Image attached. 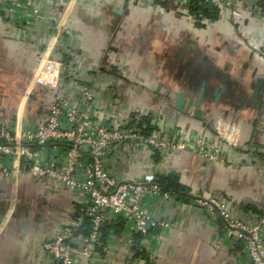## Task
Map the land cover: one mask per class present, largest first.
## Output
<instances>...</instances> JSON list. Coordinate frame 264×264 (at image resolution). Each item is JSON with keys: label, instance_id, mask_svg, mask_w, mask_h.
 <instances>
[{"label": "crops", "instance_id": "1", "mask_svg": "<svg viewBox=\"0 0 264 264\" xmlns=\"http://www.w3.org/2000/svg\"><path fill=\"white\" fill-rule=\"evenodd\" d=\"M39 8L45 19L25 38L0 12V124L18 114L34 123L46 120L58 94L31 89V81L59 22L68 51L60 44L52 56L68 61L77 78L93 84L99 118H141L147 135L168 130L189 148L195 137L217 142L219 129L242 121L241 148L221 145L223 164L190 151L164 157L142 150L109 159L110 173L119 181L138 182L148 173L176 175L189 192L184 199H145L151 214L171 225L153 230L146 250L145 239L138 249V235L123 220L106 226L108 250L100 251L104 264H249L241 245L225 241L221 220L194 198L221 197L250 223L264 211V85L262 107H253L264 61L247 44L250 36H264V24L251 19L224 24L215 17L209 26L192 25L174 0H40ZM220 86L224 90L217 101L214 91ZM61 88L64 96L78 90L65 83ZM181 93L185 108L179 112ZM76 200L77 194L62 184L35 179L25 170L18 177H0V264H50L42 245L71 222Z\"/></svg>", "mask_w": 264, "mask_h": 264}, {"label": "built area", "instance_id": "2", "mask_svg": "<svg viewBox=\"0 0 264 264\" xmlns=\"http://www.w3.org/2000/svg\"><path fill=\"white\" fill-rule=\"evenodd\" d=\"M195 1L174 0L192 25L209 26L210 18L195 15ZM201 1L217 11L219 23L251 19L264 24V0ZM39 2L0 0V12L25 38L36 32L45 19ZM57 25L33 74L31 89L44 87L58 95L50 103L43 123L26 121L18 114L14 121L0 124V177H18L25 170L35 179L46 178L75 192L71 222L43 243V251L50 264H104L100 251H107L108 245L103 230L111 223L123 220L130 225L134 234L145 239L141 244L145 250L146 239L153 230L171 228L169 222L151 214L145 202L150 197L171 198L157 183L158 176L148 173L138 182L119 181L109 170L112 156L153 150L166 157L174 151H190L212 163L223 164L226 157L221 145L239 150L241 134L238 126H226L218 130L217 142L195 137L189 148L187 143H177L174 132L168 130L147 135L149 127L141 118L120 122L99 118L98 92L93 84L77 78L68 61L52 56L60 44L64 47L62 24ZM247 42L264 61V36H250ZM62 83L77 88V92L60 95ZM194 200L206 213L223 221L225 241L241 245L249 264H264V211L250 223L236 216L221 197L197 195ZM86 219L90 220L87 234Z\"/></svg>", "mask_w": 264, "mask_h": 264}, {"label": "trees", "instance_id": "3", "mask_svg": "<svg viewBox=\"0 0 264 264\" xmlns=\"http://www.w3.org/2000/svg\"><path fill=\"white\" fill-rule=\"evenodd\" d=\"M194 13L197 16L202 15L203 17H208L212 19L217 17V11L213 9L212 7H210L209 5L204 4L201 0L195 1ZM157 183L162 187L163 191L168 192L171 195H176L181 199H184L187 196V192H189V190L186 187H184L183 185L179 183V179L176 175H170L169 177H166V178H158ZM109 230H110L109 227L104 228L103 230L104 240H107V234ZM89 231H90V220L86 219L85 226H84V232L87 234ZM141 240H142V236L138 235L136 246L139 244Z\"/></svg>", "mask_w": 264, "mask_h": 264}, {"label": "water", "instance_id": "4", "mask_svg": "<svg viewBox=\"0 0 264 264\" xmlns=\"http://www.w3.org/2000/svg\"><path fill=\"white\" fill-rule=\"evenodd\" d=\"M223 83L227 84L228 83V77H224L223 79ZM263 85H264V80H260L259 84L255 87L254 93H253V97H254V101H253V107L260 110L262 107V104L260 102V96L262 93V89H263ZM224 90V86H220L219 88H216L214 91V96L216 98V100L218 101L220 99V97L222 96V91ZM206 92V83L203 84L199 90L196 102L193 104L194 107L199 108L204 95ZM185 108V94L181 93L178 95L177 97V103H176V110L181 112L183 111ZM198 116V115H196ZM242 125V121H239L238 127H240ZM215 131V128H212Z\"/></svg>", "mask_w": 264, "mask_h": 264}, {"label": "rangeland", "instance_id": "5", "mask_svg": "<svg viewBox=\"0 0 264 264\" xmlns=\"http://www.w3.org/2000/svg\"><path fill=\"white\" fill-rule=\"evenodd\" d=\"M224 127H226V126H224ZM223 129H225V128H223Z\"/></svg>", "mask_w": 264, "mask_h": 264}, {"label": "flooded vegetation", "instance_id": "6", "mask_svg": "<svg viewBox=\"0 0 264 264\" xmlns=\"http://www.w3.org/2000/svg\"><path fill=\"white\" fill-rule=\"evenodd\" d=\"M264 91V90H263Z\"/></svg>", "mask_w": 264, "mask_h": 264}]
</instances>
